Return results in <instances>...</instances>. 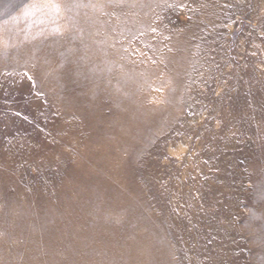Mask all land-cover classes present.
<instances>
[{
  "label": "rangeland",
  "instance_id": "rangeland-1",
  "mask_svg": "<svg viewBox=\"0 0 264 264\" xmlns=\"http://www.w3.org/2000/svg\"><path fill=\"white\" fill-rule=\"evenodd\" d=\"M0 264H264V0H0Z\"/></svg>",
  "mask_w": 264,
  "mask_h": 264
},
{
  "label": "snow or ice",
  "instance_id": "snow-or-ice-1",
  "mask_svg": "<svg viewBox=\"0 0 264 264\" xmlns=\"http://www.w3.org/2000/svg\"><path fill=\"white\" fill-rule=\"evenodd\" d=\"M37 10H39V9H37ZM27 14V13H26Z\"/></svg>",
  "mask_w": 264,
  "mask_h": 264
}]
</instances>
